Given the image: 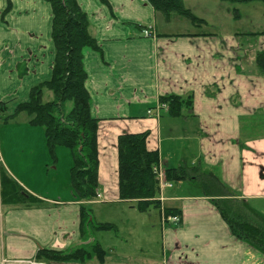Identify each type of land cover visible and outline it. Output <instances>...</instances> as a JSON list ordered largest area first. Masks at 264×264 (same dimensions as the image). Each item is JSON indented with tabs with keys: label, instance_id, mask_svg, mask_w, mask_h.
Segmentation results:
<instances>
[{
	"label": "crops",
	"instance_id": "obj_1",
	"mask_svg": "<svg viewBox=\"0 0 264 264\" xmlns=\"http://www.w3.org/2000/svg\"><path fill=\"white\" fill-rule=\"evenodd\" d=\"M77 1L99 46L84 50L92 115L100 120L98 195L78 200L69 180H56L54 197L43 195L36 188L52 163L44 130L31 125L26 113L11 123L0 121V264H46L37 259L40 250L91 251L97 244L108 252L106 262L92 258L81 264H264V253L236 238L215 204L244 201L252 216L264 219V73L256 64L264 53V27L235 37L245 38L237 52L234 40L216 34L166 31L163 21L173 18L166 20L143 0ZM10 2L6 12L9 0H0V102L8 104V114L51 79L55 60L51 5ZM145 28L155 37H145ZM169 95L191 98V110L177 118L157 111ZM126 133H148L147 147L159 152L164 170L189 169V177L172 182L159 195L160 205L146 212L138 201L119 198L117 144ZM63 149L56 153L67 161L71 155L72 165V152ZM1 171L37 202H2L7 186ZM83 207L90 212L87 223ZM123 207L158 212V223L148 222L146 230L160 228V260L129 253L119 235L90 225L113 224L111 231L119 233L113 216ZM166 209L181 221L163 223Z\"/></svg>",
	"mask_w": 264,
	"mask_h": 264
},
{
	"label": "trees",
	"instance_id": "obj_2",
	"mask_svg": "<svg viewBox=\"0 0 264 264\" xmlns=\"http://www.w3.org/2000/svg\"><path fill=\"white\" fill-rule=\"evenodd\" d=\"M53 11L52 39L55 45V60L52 77L34 87L29 99L19 103L12 114H8V104L0 102V121L9 123L18 115L26 113L31 117L33 126L44 130L47 146L52 154L58 148H67L73 155L70 187L73 195L80 201H92L97 198L99 187V123L92 115L91 96L86 87L87 72L84 65V50L91 48L99 51L96 38L91 33L89 19L77 0H45ZM156 13L170 20L173 14L184 17L196 26L205 24V20L196 17L187 9L184 0H145ZM224 2L245 4L262 3L264 0H221ZM9 0V7L11 8ZM238 16V15H236ZM256 64L264 73V53H258ZM54 94V100L44 102V91ZM162 104L168 105L171 117H182L185 110H191L192 99L176 95L164 96ZM68 104L71 108L68 109ZM148 133H126L118 138V175L119 198L123 201H138V208L146 212L150 207H158L160 186L154 168L160 164L158 151L147 147ZM170 182H178L189 177V169L180 167L166 169ZM2 202H10L14 197L20 201L37 202L23 192L1 171ZM16 188V189H15ZM16 190V191H15ZM15 191V192H14ZM223 220L232 234L249 242L264 253V219L251 215L244 201L223 199L215 202ZM167 215L179 214L166 209ZM90 212L82 208L83 222L87 223ZM98 230H113L116 226L109 223L95 225ZM108 252L97 244L91 251L77 249L71 252L40 250L37 259L54 264L85 263L95 258L105 263Z\"/></svg>",
	"mask_w": 264,
	"mask_h": 264
},
{
	"label": "rangeland",
	"instance_id": "obj_3",
	"mask_svg": "<svg viewBox=\"0 0 264 264\" xmlns=\"http://www.w3.org/2000/svg\"><path fill=\"white\" fill-rule=\"evenodd\" d=\"M184 4L185 7L190 9L196 17L205 20V24L196 26L192 24L190 20L173 14V21L172 23L170 22L171 25L168 24V22L163 21V25H165L164 27H167L168 29L166 31H173L175 33L190 32L216 34L220 38H225L224 40L228 42L234 40V46L236 47L237 52H239V47H241V49L245 48V38L237 40L235 37L240 35L245 36V33L248 32H258L264 27V4L262 3L237 4L221 0H184ZM257 39L258 38H254L250 43L255 45L254 43L257 42ZM238 41L239 46L237 44ZM237 52H235V56L241 57V55L236 54ZM242 61L243 67H245V58H243ZM54 98L52 91L48 89L44 91V102L53 101ZM70 108L71 104H68V109ZM243 130L245 133V122ZM181 143L182 142H180V144ZM63 150L71 153L67 148H64ZM48 152L52 163L49 167L43 169L41 177L44 182H39V187L36 189H40L39 191H41L43 195L54 197L57 191L55 185L56 180L65 184L69 180L70 183L73 162L71 165V155L68 157L67 161L65 155H58L56 153L58 151H55L54 154H52L50 150H48ZM96 208L99 207L94 206V209ZM158 215V212L153 208L147 214H140L137 211H127V209L123 207L121 211L115 212L113 216V221L119 226V233H114V231L111 230L108 231H110V236L116 237L119 235V237H121L123 245L122 249H125L129 253H135V255L141 256L144 259L158 261L162 258L161 247L159 244L160 228L157 225L155 231L153 228L146 230V224H148V222H154V224L158 223ZM95 217L98 220V217ZM146 255H149L150 257ZM44 263L49 264V262Z\"/></svg>",
	"mask_w": 264,
	"mask_h": 264
},
{
	"label": "built area",
	"instance_id": "obj_4",
	"mask_svg": "<svg viewBox=\"0 0 264 264\" xmlns=\"http://www.w3.org/2000/svg\"><path fill=\"white\" fill-rule=\"evenodd\" d=\"M143 33H144L145 37H147V38L155 37V34L152 32L151 28L144 29ZM161 106H162V108H167V106L165 104H163ZM154 173L156 174L157 179L159 181L161 191H163L165 188L172 187V184L170 182H168V180H167L166 172L163 169V166L161 163L154 168ZM162 220L164 223L178 224L181 221V216H179V215H166L163 212ZM32 264H43V263H32Z\"/></svg>",
	"mask_w": 264,
	"mask_h": 264
}]
</instances>
